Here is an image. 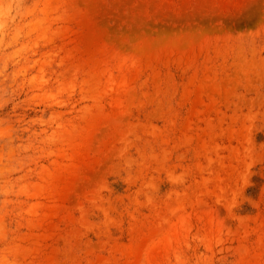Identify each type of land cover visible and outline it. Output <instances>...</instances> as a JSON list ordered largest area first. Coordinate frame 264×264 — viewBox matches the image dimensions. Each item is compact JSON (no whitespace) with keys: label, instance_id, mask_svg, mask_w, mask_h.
<instances>
[{"label":"rangeland","instance_id":"1","mask_svg":"<svg viewBox=\"0 0 264 264\" xmlns=\"http://www.w3.org/2000/svg\"><path fill=\"white\" fill-rule=\"evenodd\" d=\"M10 2L0 264H264V0Z\"/></svg>","mask_w":264,"mask_h":264},{"label":"bare ground","instance_id":"2","mask_svg":"<svg viewBox=\"0 0 264 264\" xmlns=\"http://www.w3.org/2000/svg\"><path fill=\"white\" fill-rule=\"evenodd\" d=\"M3 1H5L6 3H7V6H6V8H5V10H3V11H1L0 12V14H2V15H0V18L3 16V14H5L6 12H9V8H8V5L10 6V4H11V2H10V0H9V2H8V0H3ZM15 1V0H14ZM11 13V12H10ZM9 15V14H8ZM7 16V15H6ZM5 16V17H6ZM3 19V18H2Z\"/></svg>","mask_w":264,"mask_h":264}]
</instances>
